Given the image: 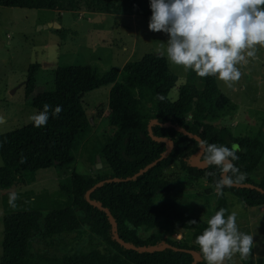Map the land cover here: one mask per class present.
I'll return each mask as SVG.
<instances>
[{"label": "trees", "instance_id": "16d2710c", "mask_svg": "<svg viewBox=\"0 0 264 264\" xmlns=\"http://www.w3.org/2000/svg\"><path fill=\"white\" fill-rule=\"evenodd\" d=\"M93 4H97L94 7L98 10L111 11L109 3L103 0ZM0 6L50 9L61 6L64 10H75L79 4L76 0H0ZM39 66L35 63L30 67L27 94L35 90ZM177 81L178 76L171 71L166 57L158 53L127 62L122 69L112 67L103 75L90 64L58 66L54 87L37 95L32 104L38 112L44 103L53 107L60 105L62 111L56 117L50 115L42 127H34L31 122L5 135L13 150L8 159L10 171L34 174L55 164H71L92 124L82 97L99 87L112 85L109 105L116 116H129L137 121L120 127L104 146L109 172L73 176L70 206L18 210L4 215L0 264H193L192 250L199 253L194 264H206L195 244V236L207 223L182 212L163 211L154 201L160 190L169 188L165 171L176 163L190 181H207L214 189L220 175L214 165L201 167L196 164L200 141L178 127L197 134L208 143L238 146L239 159L233 163L246 174L245 180L238 183L256 187H225L221 193H216L217 210L224 207L230 212L228 194L235 195L249 207L264 208V169L259 172L264 162L262 136L235 135L230 127L210 120L200 126L193 124L184 116L191 96L189 88L185 85L179 88L178 100L169 98ZM221 98L226 99L224 95ZM146 100L151 103L150 108L144 104ZM219 106L223 108V104ZM151 121L155 122L151 128L154 135L174 142L172 151L163 158L168 142L152 137ZM142 170L141 174L127 179ZM103 180L105 182L95 187ZM89 192L91 200L103 208L88 200ZM106 209L112 213L114 222ZM175 220L194 230L192 243L172 236L177 225ZM192 220L196 223L189 222ZM159 226H163L167 234L155 232L143 237L139 233V229ZM83 227L101 239L104 247L91 243L84 250H70ZM116 235L133 246L154 249L128 247L117 240ZM56 242L63 243L66 248H60ZM227 264H264V257L255 258L250 253L242 263L227 259Z\"/></svg>", "mask_w": 264, "mask_h": 264}, {"label": "rangeland", "instance_id": "374dc122", "mask_svg": "<svg viewBox=\"0 0 264 264\" xmlns=\"http://www.w3.org/2000/svg\"><path fill=\"white\" fill-rule=\"evenodd\" d=\"M76 1L79 6L75 10H64L61 6L54 9L0 6V256L5 214L70 206L73 176L109 172L104 146L120 127L137 121L129 116H116L109 105L112 85L99 87L82 97L86 111L94 121L71 164H55L34 174L10 171L8 159L13 150L5 135L31 123L30 115L38 112L32 102L37 95L54 87L58 66L90 64L103 75L112 67L122 69L127 62L140 60L146 54L161 53L167 40L166 33L148 29L149 0H103L109 3L111 11L96 9L94 5L97 4L93 2L97 0ZM124 2L125 6L122 5ZM55 22L61 26H56ZM246 59L247 63L237 65L241 71L239 80L231 84L215 76L199 77L192 69L185 70L168 61L171 71L178 76L169 98L178 100L179 88L185 85L191 96L184 116L193 124L200 126L205 120L220 122L230 127L235 135H260L264 140V47L257 46L255 57ZM35 63L40 65L37 83L34 92L27 94L29 70ZM144 104L151 107L147 100ZM221 104L223 108H220ZM98 155L102 158L101 168H96ZM173 168L174 174L180 173L178 163ZM263 169L264 162L259 172ZM9 192L16 193L11 205ZM176 193L175 198L184 204L186 213L206 223L217 210L214 189L203 181L193 190L182 187ZM228 195L229 211L237 213L239 230L253 234L252 255L264 257V208L249 207L235 195ZM157 200L162 203L163 194L158 195ZM175 222L172 236L192 243L194 230ZM155 232L167 234L163 226L139 229L143 237ZM78 236L70 250H84L91 243L105 245L91 235L87 227H83ZM55 245L66 248L60 242ZM230 260L242 263L244 259L235 254ZM223 264H227V259Z\"/></svg>", "mask_w": 264, "mask_h": 264}, {"label": "clouds", "instance_id": "9594fccd", "mask_svg": "<svg viewBox=\"0 0 264 264\" xmlns=\"http://www.w3.org/2000/svg\"><path fill=\"white\" fill-rule=\"evenodd\" d=\"M149 8L148 29L167 34L161 55L199 77L215 76L226 84L238 81L237 65L255 57L257 46L264 47V0H149ZM61 111L60 105L44 103L29 119L34 127H42L50 115L56 117ZM200 147L203 163L220 171L215 181L218 194L245 180L246 174L233 163L239 159L236 144L201 141ZM8 197L9 204H14L16 193L9 192ZM226 212L224 207L216 210L195 236L206 264H223L235 254L249 258L254 246L253 234L239 230L237 213Z\"/></svg>", "mask_w": 264, "mask_h": 264}, {"label": "crops", "instance_id": "0c3cea01", "mask_svg": "<svg viewBox=\"0 0 264 264\" xmlns=\"http://www.w3.org/2000/svg\"><path fill=\"white\" fill-rule=\"evenodd\" d=\"M172 167L168 168L165 171V178L168 179L170 183L169 188L164 191L160 190L154 197V201L163 211L182 212V213L192 216V214L186 213L184 204L177 201L178 199L175 198L177 194L176 192L177 190H180L182 187L193 190L195 187L199 185L201 181L198 179L190 181L189 178L187 177V174L182 169L179 174H174L173 173L174 168L172 169ZM203 182L209 184L207 181H203ZM214 192L216 194L217 190L214 189ZM160 194H163V197H164V200L162 203H158V200H157L158 195Z\"/></svg>", "mask_w": 264, "mask_h": 264}, {"label": "water", "instance_id": "95a60500", "mask_svg": "<svg viewBox=\"0 0 264 264\" xmlns=\"http://www.w3.org/2000/svg\"><path fill=\"white\" fill-rule=\"evenodd\" d=\"M51 25H54V23L51 24ZM55 25L58 26V27L61 26L60 23H58V22H55ZM158 54L161 55V53H158ZM47 64H48V63H47ZM49 64L53 65V64H55V63H49ZM14 90H15V89H14ZM14 90H13V91H14ZM90 121H91V122L94 121V118H93L92 116H90ZM154 124H155L154 121H151V122H150V132H151V128H152V126H153ZM178 128H179L181 131H183L184 133H187V134H189V135H191V136L196 137L197 139H199L200 142L203 141L202 138H201L200 136H198L197 134H195V133H193V132H190V131H188L187 129H185V128H183V127H178ZM151 135H152V137H153L154 139H156V140H165V141L168 142L167 150H166L165 153H163V155H162L161 158H163V157H165L167 154H169V153L172 151V149L174 148V142H173L171 139H166V138H160V137H157V136L154 135L152 132H151ZM202 154H203V153H202V150H200V152L198 153V155H197V157H196L195 162H196V164H197L198 166L206 167L207 165H205V164L203 163V161L201 160ZM158 160H159V159H158ZM158 160H156V161H158ZM156 161H154V162H152L151 164H149L148 167H146L144 170L148 169V168H149L150 166H152ZM102 166H103L102 158H101L100 155H98V156H97V164H96V168H101ZM144 170L138 172V173H137L136 175H134V176L128 177L127 179H132V178L136 177L137 175L141 174ZM103 182H105V180L100 181L95 187L101 185ZM233 185H236V186L256 187V186L253 185V184H240V183H234ZM87 198H88L89 201H91L92 203H94V204L97 205L98 207L103 208L102 205H100L99 203H95V202H93V201L91 200V198H90V192L87 194ZM106 210H107V212H108V214H109V217H110L111 221L114 222V218H113V216H112V213H111L108 209H106ZM116 237H117V240H119L121 243L127 245L128 247L141 248V249H154V247H136V246H133V245H131V244L126 243L125 241H122L117 235H116ZM169 246L174 247V248H177V247L172 246V245H169ZM191 252L193 253V256H194V263H195V262L199 259V253H198L197 251H194V250H192ZM194 263H193V264H194Z\"/></svg>", "mask_w": 264, "mask_h": 264}]
</instances>
